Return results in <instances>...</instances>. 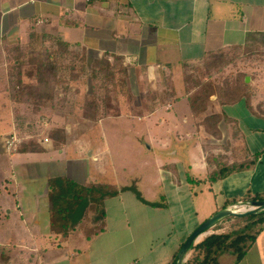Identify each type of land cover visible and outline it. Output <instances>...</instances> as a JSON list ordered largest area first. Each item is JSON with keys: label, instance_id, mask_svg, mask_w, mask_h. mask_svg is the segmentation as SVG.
<instances>
[{"label": "crops", "instance_id": "1", "mask_svg": "<svg viewBox=\"0 0 264 264\" xmlns=\"http://www.w3.org/2000/svg\"><path fill=\"white\" fill-rule=\"evenodd\" d=\"M32 31L55 36L92 58L105 56L111 62L120 56L128 67L130 93L143 101L133 100V107L142 111L136 115L139 130L165 147L171 140L188 141L185 152L178 156L166 152L170 159L156 164L155 181L165 193L145 194L143 202L125 189L105 199L108 225L89 238L80 227L65 237L51 232L47 181L64 175L79 184L119 186L117 179L91 168L92 152L86 155L79 140L62 144L61 158L52 153L51 141L42 139L33 138L40 151L17 150L31 138L20 134L23 104L8 95L7 52L26 45ZM261 46L264 0H0V264H171L180 245L204 219L247 196L264 199V96L256 90L249 99L223 106L215 102V95L210 96L203 115L226 112L239 134L232 146L220 148L226 162L260 155L248 166L206 180L215 166L209 164L203 143H218L212 133H203V125H197L203 115L196 120L190 111L181 68L182 63L198 62L211 52ZM247 78L251 85L253 78ZM164 80L173 86L172 101L164 97ZM181 102L192 117L191 127L184 130L186 110ZM161 108L170 116H159ZM121 117L126 115H114L112 120L124 123ZM147 117L153 120L148 122ZM104 120L98 121L102 127ZM12 134L20 142L7 149L5 140ZM212 145V151L220 150ZM188 146L195 149L192 155ZM46 160L51 166L38 173L30 166ZM72 163L86 165V179L77 178ZM194 178L204 180L199 183H206L205 193L191 187ZM225 227L220 222L219 231ZM237 264H264V225Z\"/></svg>", "mask_w": 264, "mask_h": 264}, {"label": "rangeland", "instance_id": "2", "mask_svg": "<svg viewBox=\"0 0 264 264\" xmlns=\"http://www.w3.org/2000/svg\"><path fill=\"white\" fill-rule=\"evenodd\" d=\"M45 34L46 33L42 32L37 33L26 45L17 46L14 52H7L9 56L8 61L6 62L8 70L11 61L18 54H23V56L26 57L29 53H39L42 59L46 60L49 58L53 59L55 62V72L52 76L53 81L51 80L52 84H54L52 86L53 99L48 101V103L45 102V104L41 103L38 105V102L35 99L33 101H29L26 94L21 96L19 103L23 104L25 113H23L24 120L20 123V134L30 135L28 138H35L38 141L42 139V142L44 143L51 141V151H53L52 153L54 156L57 155V157L61 158L59 156V150L62 149L63 146L61 147L60 145L58 148L54 146L51 133L57 128H62L66 132V134L64 133L62 136L64 139L63 144L69 141V139H72L73 141L79 140L78 142L83 146L84 150H86V155L88 152H92V160L90 157H88L89 163L92 164L91 168H100L102 169L101 171H103V173L111 174L112 177L117 179L119 183V186H117L118 188L126 187V189L134 193L137 198H139L138 195L142 198L143 195L154 193L156 190L158 191L155 192L156 194L165 193V188L160 186L159 183L157 184L155 181L156 172L154 169L156 164L160 162L164 163L170 159V156H164V153L166 152H170L173 156H178L182 152H185L184 147L187 145L188 141H178V139H175L176 142H173L171 140L165 147L161 144V142H157L156 138H154L152 141L148 139V137H150L148 136L149 134L147 135L145 132H141L139 130L138 126L141 127V122L136 121V115H141L142 111L133 107V100L135 101L136 99V103L143 101L140 95L138 96L135 93L136 95L132 96L130 93L128 87L129 80H127L128 67L126 68L125 72V82L127 90L130 93V99L127 101V97L117 90V92L115 94L113 93L112 95L109 109H104V104L103 102L101 103L100 107H98V111L106 110L107 116H105L106 120L103 121L105 123V125H103V127L105 126L104 128L99 122H94L92 119L88 120L84 118L82 109L80 108L85 101V95L90 93L94 87L98 88L99 84L103 82L104 78L106 79V77L102 78L101 81L100 79L94 78V75H96L95 72L98 70L96 71V69L92 68L91 61L95 59V57L92 58L88 56L84 51H81L82 49L79 50L80 48L78 49L76 46L62 48V46L58 45L54 39L50 38L52 35L46 34L47 36H44ZM213 59L214 58H209L200 63L191 64L187 68L186 74L191 75L194 78L189 84H187L188 88H191V86L196 82V78L198 81L200 80L210 84V86L207 85L205 89L213 92V89L217 91L218 88L224 86L223 84L225 82L229 81L233 84L236 80H240L241 75H244L251 76L253 78L251 82L252 84L250 85L251 90H257V92L260 94L259 97L264 96L263 46L225 51L222 52L221 56L215 58L214 61ZM31 66L33 65L28 63L27 65H23L21 68L22 79L26 84L33 83V70L31 69ZM120 68L121 66H119V69ZM10 70L11 72L13 71L12 66ZM102 76H104V73H102ZM118 76V78H123L121 74ZM166 82L169 83L171 88L173 87L170 83V80H165V83ZM112 85L113 84L111 83L109 87L111 86L112 88ZM118 86L115 88H120V86ZM132 89H136L135 86H133ZM99 90L101 93L104 91L103 88H99L98 91ZM214 100L216 102V99ZM180 104L183 105L182 102ZM105 105L107 106L106 103ZM183 106L186 110V122L182 123V129L184 130L191 127L192 117L187 109V105ZM228 108L233 110L234 107ZM203 113L195 116L196 120H198V118H200ZM223 113L226 114V112ZM158 114L159 116H163V118H167L170 116L171 112L165 108H161L158 111ZM99 115H102V113H98V115L95 116V119L102 118ZM114 115H126V117H121L126 121L123 123L118 122L117 120H112ZM145 120L150 122L153 120V117H147ZM131 123L135 125L133 128ZM218 123H220V125H218ZM223 123V120H219L217 122L215 127L218 131L217 134H214V131H211L218 144L212 145L209 143V140L203 143L205 150L208 151L207 155L209 159H211L213 156L225 157L220 148H226L229 144L232 146L235 139L238 141V136H230L228 129ZM27 124H29L28 127H26ZM202 128L203 133H206L207 131H205L204 126ZM215 128L213 130H215ZM152 129L155 131V128ZM101 130H103L102 136ZM149 133L152 136L151 131H149ZM206 134L209 135V133ZM9 137H7L6 140ZM17 139L20 142L18 137ZM236 143L239 144V142ZM211 145L217 146L220 150L212 151L210 148ZM73 151L74 149L69 151L70 155L73 153ZM187 151L188 155H192L195 149H193L191 146H188ZM237 153L238 152H235V154ZM64 154L62 153V155ZM229 154L230 156L234 155L232 152ZM42 155L43 154H39V156ZM238 159L239 158H237L236 161H238ZM48 162L49 161L46 160L45 164L38 162L30 166L35 167V170H37L36 172L38 173V171H41L43 168H49V166H51ZM94 162H97V164ZM72 164L73 167L78 171L79 176H77V178L81 181L86 179V165L79 166L75 165V163ZM25 167H29V165H25L24 168ZM195 175L198 176V174ZM195 179L196 178L192 180L193 182H190L191 187H193L196 191L202 188L203 192L205 193L207 188L206 183H199L198 181H195ZM155 199H158V197L155 196ZM224 219L221 220L226 224V227L223 229V231H232L236 226L243 224V221L237 217H230L226 220ZM106 223L107 219L104 218L100 225L106 228L108 225ZM221 226L223 227V225ZM79 229L82 232L85 230L84 226L80 227ZM212 231L213 230L210 228L206 234L212 233ZM216 232L222 231H219L218 229ZM218 264H236V258L229 252L221 253L218 255Z\"/></svg>", "mask_w": 264, "mask_h": 264}, {"label": "trees", "instance_id": "3", "mask_svg": "<svg viewBox=\"0 0 264 264\" xmlns=\"http://www.w3.org/2000/svg\"><path fill=\"white\" fill-rule=\"evenodd\" d=\"M29 35L30 40L28 42L31 41L35 33L32 31ZM44 36L47 35L45 34ZM50 38L54 39V41L62 46V48L70 46L68 43L57 39L55 36H50ZM236 49L240 50L242 48L232 47L227 50L211 52L206 54L204 58L198 62L182 63V79L185 86V95L190 111L194 117L205 111L207 106L206 103L210 100L211 95H215L216 102L220 106L232 104L241 98L249 99V97L253 95L250 83L245 82L244 75H241L240 80H236L233 84L229 81L225 82L223 84L224 86L218 88L217 91L213 89V92L205 89V87L207 85L210 86V84L204 81H198L196 78V82L191 88H188L187 86V84L194 79L193 76L186 74V70L191 64L200 63L209 58H214V61L215 58L221 56L222 52ZM79 50H81V48ZM81 51L83 52V50ZM24 57L23 54H18L10 63L8 70L10 72H8L7 76V91L9 97L14 103H19L21 96L26 94L29 101L35 99L38 102V105L41 103L45 104V102L48 103V101L53 99L52 86L54 84H52V76L55 72L54 60L49 58L46 60L42 59L39 53H29L25 58ZM28 63L33 65L31 66V69L33 70V83L31 84H26L22 79L21 68ZM91 65L93 69H96V71L98 70L95 72L96 75H94V78L100 79V81L104 77H106V79L104 78L98 88L94 87L90 93L85 95V101L80 109H82L84 118L98 122L100 119L107 117L106 110L98 111V107H100L103 102L104 109H109L112 95L113 93L115 94L117 90L127 97V101L130 99V93L127 90L125 82L127 65L123 64L122 58L117 55L113 57L111 62L108 61L105 56L97 57L91 61ZM11 66L13 67L12 72L10 70ZM119 66H121L120 69ZM102 73H104V76H102ZM119 74H121L123 78H118ZM111 83L113 84L112 88L111 86L109 87ZM118 85L120 88H115ZM164 86V97L168 101H172L174 98L171 86L168 82L165 83V80ZM99 88H103V93H101L100 90L98 91ZM98 113H102V115H99L102 118L95 119V116L98 115ZM219 120H223L230 136L235 137L239 135L234 120L226 116L223 112L205 115L200 122H197V125L201 124L207 132L212 133L211 131H214L213 133L217 134L218 131L215 127ZM214 128L215 130H213ZM64 133L66 134L62 128H57L51 133L55 147L58 148L63 144L64 139L62 136ZM17 150L40 151L38 143L32 138L20 143ZM259 155L260 152L244 158L248 160L243 162L234 161L232 163L224 161L225 159L223 156L216 157V160L208 158L209 164H212L215 167L208 172L206 180H214L225 176L227 173L248 166L254 163ZM195 181L201 182L204 180L195 179ZM47 188L50 203L51 232L65 237L75 231L78 227L84 226L87 238L103 229L100 224L105 217L104 200L118 194L119 191L126 189V187L118 188L117 186L104 182L89 181L85 184H79L65 176H54L49 178L47 181ZM138 197L144 202L143 198L139 195ZM261 199L263 198L259 196L253 198L247 196L240 201H254ZM230 217L232 216H229L228 218ZM237 218L241 219L243 224L236 226L232 231L216 232L220 228V222L222 221L211 227L213 230L212 233L206 234L196 243L191 245L184 264H218V255L227 252L235 256L237 264L253 245L256 235L262 229L264 225V211L256 214H247Z\"/></svg>", "mask_w": 264, "mask_h": 264}, {"label": "water", "instance_id": "4", "mask_svg": "<svg viewBox=\"0 0 264 264\" xmlns=\"http://www.w3.org/2000/svg\"><path fill=\"white\" fill-rule=\"evenodd\" d=\"M247 76L245 81H247ZM264 211V199L254 201H237L204 219L195 229L186 237L178 251L175 254L172 264H184L187 259V253L191 245L196 243L201 236L206 235L211 227L222 219L232 216L241 217L247 214H256Z\"/></svg>", "mask_w": 264, "mask_h": 264}, {"label": "built area", "instance_id": "5", "mask_svg": "<svg viewBox=\"0 0 264 264\" xmlns=\"http://www.w3.org/2000/svg\"><path fill=\"white\" fill-rule=\"evenodd\" d=\"M19 143L17 137L12 134L7 140H6V148L11 149L16 146V144Z\"/></svg>", "mask_w": 264, "mask_h": 264}]
</instances>
